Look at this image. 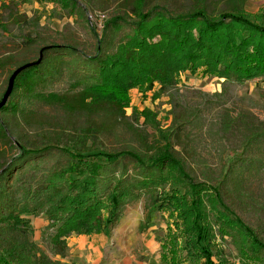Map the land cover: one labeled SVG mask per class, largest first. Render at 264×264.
Wrapping results in <instances>:
<instances>
[{"label":"trees","instance_id":"16d2710c","mask_svg":"<svg viewBox=\"0 0 264 264\" xmlns=\"http://www.w3.org/2000/svg\"><path fill=\"white\" fill-rule=\"evenodd\" d=\"M51 1L84 23L95 45L84 54L73 39L27 36L16 49L35 60L0 57V69H12L7 82L39 60L15 78L0 109V264H64L30 239V218H45L48 251L63 259L68 237L114 229L139 201L149 214L177 208L160 264H232L227 244L239 264H264V203L249 188L264 175V120L223 109L207 130L213 170L195 139L176 149L187 130L205 135L201 108L174 105L178 126L164 143L145 130L147 114L142 123L125 114L129 87L158 86L172 98L183 70L205 66L226 84L264 79V10L249 12L244 0ZM109 8L96 34L87 13ZM7 9L14 25L38 27L16 15L13 1ZM56 84L66 90L49 92ZM248 212L254 225L240 216Z\"/></svg>","mask_w":264,"mask_h":264},{"label":"rangeland","instance_id":"374dc122","mask_svg":"<svg viewBox=\"0 0 264 264\" xmlns=\"http://www.w3.org/2000/svg\"><path fill=\"white\" fill-rule=\"evenodd\" d=\"M13 1L16 6V15L25 16L38 21V27L14 25L7 9L8 3ZM246 10L252 13L259 9L264 10V0H244ZM250 4V5H249ZM249 5V6H248ZM100 13V14H99ZM112 14V9L88 12L89 26L96 34L101 31L102 22ZM39 36L38 39L48 38L49 42L62 44L73 39L79 42L80 49L84 54L93 52L95 39L89 33L84 23L76 22L73 17H68L63 6L51 0H0V57L11 54L16 60L28 59L33 61L36 55L24 54L16 49L18 43L24 37ZM9 70L0 69V95L6 90ZM212 71V70H211ZM178 85L175 90L165 95H157L158 86L153 90L146 89V85L132 86L126 90L125 98L128 107L125 109L126 116L136 113L141 115L140 123L147 121L145 130L151 139L165 142L167 135L178 124L173 119L174 105L181 104L185 107H199L202 111V123L205 135L200 137L198 131L190 130L182 134L179 140L180 149L191 146L190 140L198 142V152L206 158L213 170L217 169L218 153L211 142L207 130H215V120L223 109L234 113L246 111L254 115L258 120H264V79L255 78L245 81L242 85L226 84L223 79L211 73L204 66L194 70H183L177 74ZM66 87L61 84L53 85L49 92H63ZM225 90V91H224ZM223 91V92H222ZM222 93V94H221ZM221 94V98L214 97ZM40 114L51 113L48 108H37ZM147 114V116L145 115ZM188 137V138H187ZM175 141V140H174ZM226 147L229 145L226 144ZM229 151H225L223 158L228 159ZM251 192L264 203V175L253 180L249 184ZM177 208L172 211L149 214L144 208V201L126 208L123 217L114 229L100 235H72L66 239L67 249L63 259L53 258L44 241V233L47 224L43 217L30 218V239L36 243L52 260L61 261L64 264H160L161 255L170 243V231L166 233V227L174 231L173 218L177 215ZM240 214V213H239ZM248 224L254 225L257 218L252 212L240 215ZM47 223V222H46ZM177 233H175L176 235ZM95 236V237H94ZM182 239L183 237H178ZM227 243L229 240L226 239ZM217 243H220L219 241ZM229 255L232 264H239L234 259L236 256L229 244L222 245Z\"/></svg>","mask_w":264,"mask_h":264},{"label":"water","instance_id":"95a60500","mask_svg":"<svg viewBox=\"0 0 264 264\" xmlns=\"http://www.w3.org/2000/svg\"><path fill=\"white\" fill-rule=\"evenodd\" d=\"M39 60L35 63H29V64H26V65H22L20 67H18L17 69H15L13 71V73L11 74V76L9 77L8 79V82H7V87H6V90L1 98V101H0V109L2 107H4L8 101V98L12 92V89H13V84H14V81H15V78L21 73L23 72L25 69L31 67V66H36L38 64Z\"/></svg>","mask_w":264,"mask_h":264},{"label":"crops","instance_id":"0c3cea01","mask_svg":"<svg viewBox=\"0 0 264 264\" xmlns=\"http://www.w3.org/2000/svg\"><path fill=\"white\" fill-rule=\"evenodd\" d=\"M249 5H250V4H249ZM249 5H248V6H249ZM45 224H47V223L45 222ZM97 236H98V235H97ZM94 237H95V236H94Z\"/></svg>","mask_w":264,"mask_h":264}]
</instances>
